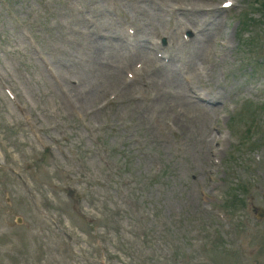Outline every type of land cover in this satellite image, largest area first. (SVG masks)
Masks as SVG:
<instances>
[{"label":"rangeland","instance_id":"rangeland-1","mask_svg":"<svg viewBox=\"0 0 264 264\" xmlns=\"http://www.w3.org/2000/svg\"><path fill=\"white\" fill-rule=\"evenodd\" d=\"M174 1L0 0V264H264L254 213L264 209V138L234 146L243 108L262 106L264 122L253 65L264 64V19L240 25L252 0L214 13L228 42L201 80L224 93L215 113L186 106L171 84L144 101L123 84L136 50L117 40L129 23L148 40L164 34L159 8ZM174 35L164 39L175 58L191 59L196 48ZM244 187L245 209L229 211ZM224 208L238 244L218 226Z\"/></svg>","mask_w":264,"mask_h":264},{"label":"bare ground","instance_id":"bare-ground-1","mask_svg":"<svg viewBox=\"0 0 264 264\" xmlns=\"http://www.w3.org/2000/svg\"><path fill=\"white\" fill-rule=\"evenodd\" d=\"M190 7L191 8L184 7L183 5H181L179 3H174V4L169 3V4H166L164 7H160L159 13L164 12V15H170L171 17L174 18L175 21H178L179 18H183L184 21H183L182 25H185L186 29L194 30V31H197L202 36L210 37V33H208V31L206 32V30H204L200 26H198L197 22H196V20L202 21V17L206 16V14H205L206 10L203 8H199V4L196 1L191 2ZM152 12L154 13V8H152ZM192 16H193V19H189ZM198 33H197V35L200 36ZM219 35H221V34H219ZM211 43H213V42L211 41ZM137 45L142 50V52H143V49H145L147 51H152L153 49L156 48L155 45H150L148 40L145 38L137 39ZM201 52L202 53H208L209 50L205 49ZM172 65H176V62L174 60L172 61ZM197 76L198 75H196V73L194 72L193 77H197ZM176 84L182 89V94H183V95H181L182 100H184V96H186L191 102L197 99L198 94L196 92L195 87H193L192 84L186 85L184 83L183 79H182V85L180 83H176ZM204 89L206 90V88H204ZM208 95L210 96V98L213 101L217 102V104L222 103V98L220 97L219 93L208 91ZM190 96H192V97H190ZM201 105L204 108L209 109L208 106L203 105V104H201ZM215 109H217V108L212 107V110H215ZM211 141L213 142L212 139H211ZM190 199H193V197L191 196Z\"/></svg>","mask_w":264,"mask_h":264}]
</instances>
